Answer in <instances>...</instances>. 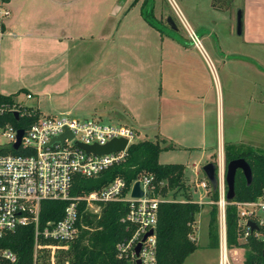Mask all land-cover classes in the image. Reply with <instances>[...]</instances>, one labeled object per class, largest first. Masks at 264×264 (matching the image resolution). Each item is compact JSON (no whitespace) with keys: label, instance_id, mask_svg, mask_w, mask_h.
<instances>
[{"label":"rangeland","instance_id":"1","mask_svg":"<svg viewBox=\"0 0 264 264\" xmlns=\"http://www.w3.org/2000/svg\"><path fill=\"white\" fill-rule=\"evenodd\" d=\"M62 1L70 11L69 18L65 20L67 26L77 27V16L81 21L85 20L87 27H98V39L72 49L70 64L67 65L68 70L87 67L86 77L81 82L78 81L79 84L77 82L72 96L49 94L27 100L25 93H21L13 98L14 102L38 107L42 116H69L80 121L97 119L104 124L130 126L136 130V141L161 140L157 121L151 122V117L145 111L154 105V96L155 101H158L161 78L173 63L177 64V67L185 68V74L182 72L184 80L188 77L194 83L201 82L199 89L205 91L209 107L216 113V143L224 132V148L226 146L234 153L249 148L264 153V69L262 74H251L249 69L243 73L244 69L239 66H224L216 60L211 47L215 45L216 52H219V46L228 41L230 35L228 27L221 24L220 19H216L214 11L209 8L211 0ZM14 3L26 11L40 14H46L57 7L52 0H14ZM202 5L204 7L201 9ZM78 12H81L80 17L76 15ZM104 27L111 28L112 33L109 34L110 30ZM233 27V38L239 39L237 19L233 22ZM190 31L197 35L202 49L195 46ZM174 43L183 48L172 45ZM197 54L204 59L206 66L202 65ZM101 56L114 61L118 75L125 73L127 67L129 70L130 67L135 69L129 71L135 76V79L129 82V87L135 94L136 120L129 115L117 114L100 119L98 113L93 112L95 108L98 109V96L88 94V97L82 98V93H79L83 91L84 86L93 87L98 93V62ZM243 74H246V77H242ZM179 78L182 79V76ZM147 93L150 94V102L147 100ZM155 104L157 107L158 103ZM157 108L156 112L152 113L153 116L151 115L153 118L158 116ZM161 146L163 151L159 157L160 163L185 165L187 183L191 186V199L204 205L202 212L196 216L194 242L197 243L198 249L184 264H219V247L217 249L211 246L209 236L210 212L213 205L210 200L211 193L207 195L203 189H195L197 176L194 173V164L200 162V150L183 149L180 144L170 141L161 142ZM201 163L205 166L206 160ZM165 185L168 188L167 183ZM156 196L162 202L175 200L169 188L164 195L160 193ZM186 200L182 194L176 198L179 202ZM87 208L98 211V206L95 205ZM67 251L68 249L53 253L45 250L38 264H52V260L54 264H58L57 260H61L60 264H70V260L65 256ZM246 252L245 248L235 247L230 251L231 258L237 263L236 259H241L242 256L245 258Z\"/></svg>","mask_w":264,"mask_h":264},{"label":"built area","instance_id":"2","mask_svg":"<svg viewBox=\"0 0 264 264\" xmlns=\"http://www.w3.org/2000/svg\"><path fill=\"white\" fill-rule=\"evenodd\" d=\"M10 16V10L0 0V43L6 34L5 22ZM190 37L195 46L202 49L197 35L190 31ZM25 97L27 100L34 98L31 93H26ZM15 113H18V120ZM19 131H23V136L19 148L15 149ZM67 133L72 135V139L66 137L63 142H53V139ZM136 138V130L130 126L104 124L97 119L80 121L70 117L42 116L33 107L0 99V237L19 228L32 226L35 230L34 264H38L43 251L55 253L70 248L79 234L82 203L87 207L98 206L95 213H100L101 204L120 202L128 205V211L121 221L128 226L131 236L118 243V257L134 264L138 260L141 264H158L156 228L162 201L154 193L153 175H142L130 187L124 179L116 178L107 187L88 195H71L76 175L95 178L110 167L120 164L126 159ZM120 139L128 142L125 150L106 155L87 153L78 145L106 146ZM216 166L219 264H243V256L236 259L237 263L231 258L227 243L226 208L230 204L238 209L240 244H246L250 239L264 243V197L250 202L228 201L226 166ZM136 182H140L141 189L148 196L132 197ZM209 183L203 174V177L197 179L195 188L203 189L208 195ZM43 201L67 202L62 219L42 224L40 213ZM150 231H153V235L144 240ZM139 245L141 250L138 255L136 249ZM2 255L11 263L17 260L10 251H3Z\"/></svg>","mask_w":264,"mask_h":264},{"label":"crops","instance_id":"3","mask_svg":"<svg viewBox=\"0 0 264 264\" xmlns=\"http://www.w3.org/2000/svg\"><path fill=\"white\" fill-rule=\"evenodd\" d=\"M52 1L57 7L46 14L26 11L19 4H15L14 0L5 1L11 16L5 22L6 34L0 43V95L18 97L21 93H31L34 98L49 94L72 96L77 82L85 79L87 67L68 70L67 65L70 64L72 49L98 39V27H87L85 20L81 21L77 16V27L67 26L65 20L70 16L67 4L64 5L62 0ZM203 7L204 5L201 9ZM209 8L214 11L216 19H220V23L228 27L230 35L228 41L219 46V52H216L215 45L212 44L211 51L216 60L224 66H239L244 69L243 73L249 69L251 74H262L264 0H235L233 9L226 11L214 9L211 0ZM238 10L242 12L243 28L239 39H234L233 22L237 19ZM76 15L80 17L81 12ZM107 28L111 34V28L104 27ZM172 45L183 48L176 43ZM198 57L202 65L206 66L204 59L200 55ZM99 59L98 93L93 87H87L88 90L84 86L83 91H79L82 98L88 97V94L98 96V109L95 108L93 112L98 113L100 119L117 114L129 115L136 120L135 94L129 87V82L135 79L129 71L135 69L129 66L130 70L127 67L125 73L118 75L114 61L104 59L103 56ZM176 65L172 63V67L164 71L157 95L158 101H155L154 96L155 108L152 106L145 112L152 118L151 122L158 123L160 143L170 141L180 144L183 149L200 150V162L194 164V173L198 179L204 174L201 161L206 160L205 165L214 163L226 166L225 154L229 149L226 146L224 148V132L221 133L219 141L215 142L216 113L210 109L205 91L199 89L201 82L194 83L188 77L184 80L185 68ZM242 77H246V74ZM147 95L150 102V94ZM155 102L158 103V108ZM33 108L40 112L38 107ZM156 108L158 116L153 118L152 113L156 112Z\"/></svg>","mask_w":264,"mask_h":264},{"label":"trees","instance_id":"4","mask_svg":"<svg viewBox=\"0 0 264 264\" xmlns=\"http://www.w3.org/2000/svg\"><path fill=\"white\" fill-rule=\"evenodd\" d=\"M234 0H212V7L225 11L233 8ZM148 18V16H146ZM14 96H0L2 101L13 102ZM38 113H40L38 111ZM163 148L159 140L136 141L128 150L126 159L103 171L95 178L76 175L71 195L85 196L91 192L107 187L114 179L122 178L128 187L142 175L155 177V195L165 194L169 188L174 201L161 202L158 211L157 263L184 264L193 254L198 245L195 243L196 216L204 205L191 199V186L187 183L186 167L182 164H162L159 161ZM238 158L247 161L253 171V181L248 186L242 171H238L235 180V199L233 202H250L264 197V153L254 148L234 153L226 151V165ZM164 183V185H163ZM167 183V186L165 185ZM211 205L209 236L211 246L219 247V209L215 204L218 199L217 188L209 183ZM182 194L187 198L184 202L176 201ZM67 202L43 201L41 205V222L62 219ZM128 211V205L120 202L101 204L100 213L87 208L85 203L80 206L81 218L79 234L66 252L70 264H134L118 257L117 245L129 238L131 231L122 218ZM227 243L229 250L235 247L247 249L243 264H264V243L254 239L246 244L239 243L238 209L228 205ZM193 238V239H192ZM35 230L32 226L5 233L0 237V264H34ZM3 251L12 252L17 260L11 263L3 255ZM63 255V254H62ZM61 260H57L60 264ZM42 264H48L42 262Z\"/></svg>","mask_w":264,"mask_h":264},{"label":"water","instance_id":"5","mask_svg":"<svg viewBox=\"0 0 264 264\" xmlns=\"http://www.w3.org/2000/svg\"><path fill=\"white\" fill-rule=\"evenodd\" d=\"M242 28H243V21H242V12L238 10L237 12V32L238 35L242 34ZM15 117L18 120V113H15ZM23 136V131H19V136H18V142L15 144V149H18L20 144H21V138ZM66 137H69V139H72V135L70 134H64L59 138L53 139V142L60 141L63 142ZM127 141L120 139V140H114L110 143H108L106 146H87L78 143V145L84 149L87 153H93L96 155H106L110 153H116L120 151H124L126 146H127ZM242 171L248 186L252 184L253 181V171L250 167V165L247 163V161L243 158H238L230 161L226 165V183H227V200L228 201H233L235 199V180H236V175L238 171ZM202 171L204 174L207 176L211 184L213 185L214 188L217 187V178H216V172H217V166L214 163H209L205 165L202 168ZM144 196H148L144 193V191L141 189V184L140 182H136L134 184L133 190H132V197L134 198H142ZM251 227L254 229L255 226L254 224H250ZM153 235V231H150L144 238L146 240L149 236ZM141 250V245H139L136 249L137 254L139 255ZM136 264H141V261L138 260Z\"/></svg>","mask_w":264,"mask_h":264}]
</instances>
